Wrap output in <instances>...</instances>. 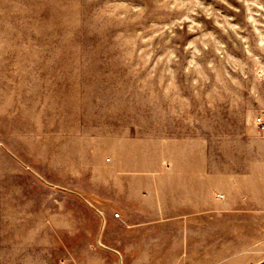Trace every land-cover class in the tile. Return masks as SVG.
I'll return each mask as SVG.
<instances>
[{
  "label": "rangeland",
  "instance_id": "374dc122",
  "mask_svg": "<svg viewBox=\"0 0 264 264\" xmlns=\"http://www.w3.org/2000/svg\"><path fill=\"white\" fill-rule=\"evenodd\" d=\"M260 118L264 0H0V264H264Z\"/></svg>",
  "mask_w": 264,
  "mask_h": 264
},
{
  "label": "crops",
  "instance_id": "0c3cea01",
  "mask_svg": "<svg viewBox=\"0 0 264 264\" xmlns=\"http://www.w3.org/2000/svg\"><path fill=\"white\" fill-rule=\"evenodd\" d=\"M133 194V193H132ZM131 200L135 199L140 202V215L144 214V208L147 212L148 205L153 203H179L188 204L196 203L201 199H211L210 185H195L190 183H167L154 184L140 192L130 196ZM146 206V207H144Z\"/></svg>",
  "mask_w": 264,
  "mask_h": 264
},
{
  "label": "built area",
  "instance_id": "2783aa9c",
  "mask_svg": "<svg viewBox=\"0 0 264 264\" xmlns=\"http://www.w3.org/2000/svg\"><path fill=\"white\" fill-rule=\"evenodd\" d=\"M259 125L261 126V128H264V119L263 118H260L259 119ZM119 214L116 213V216H118Z\"/></svg>",
  "mask_w": 264,
  "mask_h": 264
}]
</instances>
